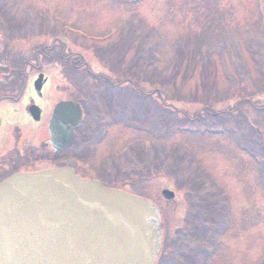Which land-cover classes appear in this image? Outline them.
Segmentation results:
<instances>
[{"label": "rangeland", "instance_id": "rangeland-1", "mask_svg": "<svg viewBox=\"0 0 264 264\" xmlns=\"http://www.w3.org/2000/svg\"><path fill=\"white\" fill-rule=\"evenodd\" d=\"M1 50L0 91L17 100L12 113L37 73L49 80L41 123L8 122L5 139L15 132L35 159L50 156L47 120L69 97L86 110L94 147L108 133L99 155L109 150L117 175L104 156L110 174L94 167L96 179L159 206L176 238L162 264H186L179 255L197 257L188 264H264V0H0ZM103 78L117 90L100 88ZM155 88L163 113L140 98ZM128 153L137 161H123ZM164 189L172 204L161 201ZM199 215L208 228L194 235Z\"/></svg>", "mask_w": 264, "mask_h": 264}, {"label": "water", "instance_id": "water-1", "mask_svg": "<svg viewBox=\"0 0 264 264\" xmlns=\"http://www.w3.org/2000/svg\"><path fill=\"white\" fill-rule=\"evenodd\" d=\"M43 82L39 75L37 94ZM29 113L39 120L37 108ZM80 120L78 106H55L48 125L55 150L71 145ZM161 196L173 199L167 190ZM161 241L156 206L70 169L19 173L0 183V264H155Z\"/></svg>", "mask_w": 264, "mask_h": 264}, {"label": "flooded vegetation", "instance_id": "flooded-vegetation-1", "mask_svg": "<svg viewBox=\"0 0 264 264\" xmlns=\"http://www.w3.org/2000/svg\"><path fill=\"white\" fill-rule=\"evenodd\" d=\"M47 85H48V80L46 85H43L42 87L40 97L32 93L29 94L28 97L23 98L24 107L23 109H20V111L17 113H12L13 108L17 106V104H14L15 105L14 106L12 102H16L17 100H13V97L3 98L2 91H0V114L2 115L7 114L12 117L11 118L12 121H10L7 117L0 116V182L18 172H33L43 169L60 168V167H68L74 170L75 174L79 175L80 177L97 180L94 175V172L96 171L95 168L99 167L100 171L104 173V171L101 168V163L98 162V159L106 156L108 159L111 160L110 156L107 155L109 154L108 149L106 150V153H103L104 151H101L100 155L98 149V147L101 146L102 143H105V140H108L109 138L108 133L105 132L101 140L95 145L96 147H94L92 143L93 141L89 139L87 133L88 129L83 130L82 123L75 130L72 146L67 150L54 151L51 148V145L49 144V135H48V131H46L47 141L45 145H47L48 150H50L51 152H49L50 156L42 157V159H35L33 157L30 147L29 148L20 147V143L23 142L24 138L19 134H15L14 132L10 135L11 137L9 136L10 139L9 137L5 139V136L9 135L8 131L10 130L8 128V122L11 124H16L17 126H25V125L29 126V122H33L28 113L29 106L31 105L37 106L41 111V115L46 110L45 109L46 107L49 108L50 103L49 101L46 100V95H45ZM0 87L2 86L0 85ZM61 101H72V100L68 97ZM2 135L4 136L2 137ZM8 144L9 147H7ZM20 160L26 162L20 165ZM107 173L110 174V172L105 173V176L108 177ZM175 241L176 238L170 240L169 235L165 233L162 251L156 264H160V262L161 264L165 263V261L163 260V256L166 251L167 243L175 242ZM174 245L176 247L179 246L176 243ZM178 248L180 250L181 247L179 246ZM179 257L183 261H185L186 264L190 263V260L193 262L195 260L197 261V257L194 256L193 258L192 257L190 258V256L189 257L184 256V258H182V255L181 256L179 255ZM175 260L177 261V258H175Z\"/></svg>", "mask_w": 264, "mask_h": 264}, {"label": "trees", "instance_id": "trees-1", "mask_svg": "<svg viewBox=\"0 0 264 264\" xmlns=\"http://www.w3.org/2000/svg\"><path fill=\"white\" fill-rule=\"evenodd\" d=\"M165 84V83H164ZM164 89V88H163ZM162 91V94H163V90H161ZM256 98H258L257 96H254V95H252L251 97H244V98H242V101H240V102H250V101H252V100H255ZM167 102V100H165V97H163V103H166ZM164 111H166V110H164L163 109V112ZM244 117V116H243ZM219 118V116H217V119ZM194 120H199V118H198V116L197 117H195V119H193V121ZM201 120V119H200ZM263 146H264V143H263ZM141 155V158L144 156V153H141L140 154ZM200 216H202V215H200Z\"/></svg>", "mask_w": 264, "mask_h": 264}]
</instances>
